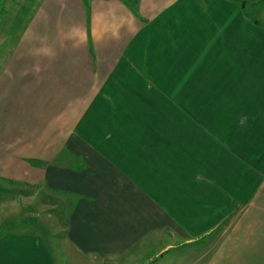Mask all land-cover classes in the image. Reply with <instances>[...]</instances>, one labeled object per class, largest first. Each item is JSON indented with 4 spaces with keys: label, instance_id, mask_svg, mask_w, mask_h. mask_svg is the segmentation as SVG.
I'll return each instance as SVG.
<instances>
[{
    "label": "crops",
    "instance_id": "1",
    "mask_svg": "<svg viewBox=\"0 0 264 264\" xmlns=\"http://www.w3.org/2000/svg\"><path fill=\"white\" fill-rule=\"evenodd\" d=\"M8 183L0 264H264V0H0Z\"/></svg>",
    "mask_w": 264,
    "mask_h": 264
},
{
    "label": "rangeland",
    "instance_id": "2",
    "mask_svg": "<svg viewBox=\"0 0 264 264\" xmlns=\"http://www.w3.org/2000/svg\"><path fill=\"white\" fill-rule=\"evenodd\" d=\"M21 7L19 11L28 12L27 4ZM2 188L8 194L0 197V233L15 226L16 222H7L13 220L18 221L17 225H21V229L26 226L46 234L49 232L60 240L65 239L68 210L66 207L60 209L62 199L59 193L45 187H21L10 183L2 185ZM26 219L28 224L23 223ZM60 248L63 250V245Z\"/></svg>",
    "mask_w": 264,
    "mask_h": 264
}]
</instances>
